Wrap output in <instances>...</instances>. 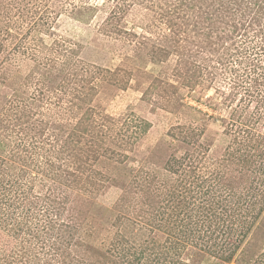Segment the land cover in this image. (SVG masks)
I'll use <instances>...</instances> for the list:
<instances>
[{
  "label": "rangeland",
  "instance_id": "374dc122",
  "mask_svg": "<svg viewBox=\"0 0 264 264\" xmlns=\"http://www.w3.org/2000/svg\"><path fill=\"white\" fill-rule=\"evenodd\" d=\"M123 2L0 0V68L10 77L0 81V114L6 117L0 120V264H98L108 249L113 254L108 264H173L177 259L186 264H264V167H245L242 161L264 148V140L252 147L253 135L245 131L253 128L260 133L258 139L264 136V112L256 113L258 106L264 110V0H194V9L184 8L189 16L181 9L170 14V20L161 16L156 0L131 7ZM41 38L53 42L51 48L43 47ZM179 43L185 52L209 48L189 58L188 65L180 59ZM36 61L53 67L51 79L60 73L61 85L67 84L66 93L59 90L57 96L62 98L59 111L54 104L44 107L56 111L50 122L61 132L55 138L65 140L71 132V146L76 148L72 153L59 146L52 154L46 152L52 148L46 137L53 131L40 132L38 124L25 134L8 115L9 82L15 83L13 77L23 81L26 68ZM35 71L22 87L29 107L37 106L30 96L55 87L54 80L40 82L41 70ZM14 108L12 115L24 112L19 105ZM24 140L47 143H41L43 151L34 149L38 161L29 160L26 175L22 172L30 179L20 183L17 175L4 172L22 166L11 155ZM90 140L98 153L87 155L83 152L90 149ZM51 161L68 168L62 187L45 170ZM192 164L197 179L186 180ZM17 169L14 174L21 173ZM19 183L25 197L48 198L51 213L45 216L42 200L28 210L18 195ZM228 183L248 200L241 203L248 213L243 240L235 236L232 245L223 247L218 231L208 241V231L197 229L192 239L160 259L149 252L141 260L124 254L120 245L112 246L120 235L137 249L160 234L166 246L168 234L149 229L151 220H161L165 208L170 209L168 218L172 205L186 203L197 210L203 192L211 196ZM190 184L191 190L184 189L187 199L180 204L171 200V189ZM51 187L61 189L50 193ZM187 214L181 211L179 218L188 221ZM50 219L70 227L73 238L62 246L65 253L50 249L54 237L43 234V221ZM206 226L214 228L210 221ZM214 249L226 256L236 252L227 261Z\"/></svg>",
  "mask_w": 264,
  "mask_h": 264
},
{
  "label": "trees",
  "instance_id": "16d2710c",
  "mask_svg": "<svg viewBox=\"0 0 264 264\" xmlns=\"http://www.w3.org/2000/svg\"><path fill=\"white\" fill-rule=\"evenodd\" d=\"M156 1H158L160 3L157 8L163 9L161 16L164 19L169 18V20H170L171 19L170 14L178 12V10L181 11V9L183 10L184 8L190 9L191 7H193V9H194V4H193L194 0H165L164 4L162 3L163 1H161V0H156ZM125 2H126V4H125ZM125 2H123V4L128 5L129 7H131L132 4L133 5H140L142 3L141 0H128V1L125 0ZM152 7H154V5ZM87 9H88V7L85 8V12L87 11ZM94 9L96 10L95 6L92 4V10H94ZM183 11L186 12L185 14L187 16L188 11L186 9H184ZM153 12L155 13V15L159 14V10L153 11ZM87 13H89V12H86L85 15H87ZM185 14H184V16H185ZM196 14H197V12H193V16H196ZM87 16H89V15H87ZM38 21L39 20H37V22ZM8 33L11 34L10 32H8ZM217 41H218V39H217ZM41 42H43V47L47 46V47L51 48V46L53 45V42H52V44L48 43V42H46V40H43V38H41ZM208 43L210 44V42H208ZM34 45H35V47L37 45H39L38 47H40V44H38L36 42ZM179 45L183 51L180 54L181 55L180 59L184 60L185 64L189 63L188 65L191 64V62L188 60L189 58L192 59L196 55H199V54L201 55L202 53H204L209 48V47L207 48L206 46H200L197 48V50H189L188 52H185V50H184L185 46H183L180 43H179ZM211 45H212V42H211ZM44 50H45V48L44 49L42 48V51H44ZM61 59L62 58H60V63H61ZM57 60L58 59H56V61ZM37 61L33 65L30 64V66H29L30 69H29V67L26 68L29 71H27V74L23 78V81L20 82V78L17 81V78L13 77L12 79L15 80V83L12 81L9 82L10 85L9 84L8 85L11 88V94H10L9 100L11 99L12 105H11V110L8 109V115L11 114L10 117L12 120H18L19 127H20L19 130L21 132H24L25 134L28 133L29 131L31 132L32 130L37 129L38 124H39V126H41L40 132H45L46 130L53 131V134H50L49 137H46V139H48L46 141L48 143H50L52 146V148L47 149L46 152L49 151V153L52 154V153H54V152H52V149H54V151H55V147L59 146L63 151H69L70 153H72L73 151H75L76 148L74 146H71L72 145L71 143H73L72 141H70L71 132L66 134L67 136H66L65 140L55 138L54 136L55 135L57 136L58 133H60L61 131H58V128L57 129L52 128L54 123L50 122L51 117L52 118L54 117V113H56V111H59V109H57V108L60 107V104L62 101V98H59V100H57V96H59L60 91L63 94L66 93L67 84L61 85L62 79L59 76L60 73H59V75L54 76L55 78L51 79V75L54 72L53 67L49 66L51 71L49 74H47V70L49 69V67H47L48 66L47 63L44 61H40L37 64ZM60 67L61 68H59V71H60V69L62 71L63 68H62V66H60ZM34 68L41 70V75L38 78L40 82L47 83L50 80H54L55 81V87L53 89H50V90L47 89L48 93L44 92V90L41 88L39 90V92L34 95V97L30 96L31 100L36 101L37 106H35V107L30 106L29 107V105L26 103L29 97L28 98L25 97L26 91H23L22 87H23V84L25 83L24 82L25 80L30 81L32 79V77L37 73V71H35ZM187 69L189 70V67ZM5 72L6 71H4V70H2V72H1V68H0V81H3V83L6 80H9V78H10L9 76H8V78L5 77V76H7V74ZM45 104L46 105H53L54 104L56 106V111H53L54 109L52 106H50V107L48 106V108H45L44 107ZM18 105L20 106V109L22 108L24 110V112L22 111V114H20L19 116L16 115L15 113L12 115V112H13L12 110L15 109L14 107L18 106ZM262 111L264 112V110H261L260 106H258V108L256 109V113H259ZM4 119H6V117L3 116V114H0V120H4ZM51 128H52V130H51ZM245 131L248 134L247 135L248 137L249 136L251 137L253 135V137H252L253 140L250 139V142L254 141L252 147L255 146L254 144L256 142L259 145L263 142L264 136H261V138L258 139L260 133L254 132L253 128H246ZM245 131L242 130V133ZM35 132H37V131H35ZM41 139H43V138H41ZM36 140H38V139H36ZM36 140H32L30 142H28V140H24L25 142L23 144L21 143V144L16 145V147H18V148H14V150H12L11 157H12V159L13 158L18 159L21 162V164H22L21 167L18 166V169L14 168L15 170L16 169L19 170L21 173L20 174H14V172L12 171L14 169H10V168L6 167L5 170H7V171L4 172V175L9 176V177H12V176L16 177V175H17L18 178H16V180H20L21 181V182L19 181L20 183H22V181H25V180L28 181L30 179V178H24L22 171H24L25 175H26V171L24 170V168H26L25 165L27 163H29V160H30L29 164H32L33 161L34 162L38 161L37 158H36V160L34 158L36 156L34 149L40 150L41 143H44V141H36ZM46 143H44V144L46 145ZM45 145L42 146L40 151H43L46 148ZM87 146L90 149H88V151H85L83 153L90 155L95 151L97 144L94 142V140H90L87 143ZM1 151H6V150L1 148ZM95 153H98V152L95 151ZM33 154H35V155H33ZM234 155L236 156L237 154H234ZM78 158L81 159L82 157H78ZM263 158H264V148H260V149H256L253 152V154L249 153L248 156L246 155L245 158H242V161H243V164L245 167L246 166L252 167L253 165L256 166V164H258L261 168V167H264V164L262 163ZM58 163L59 162L55 163V162L51 161L48 164V168L45 170H47L46 172L48 173V176L51 177L53 180L59 181V185L62 187L66 184V179H67L66 177L69 176L70 174H69V171L67 170L68 168H64V169H63V167L60 168V165H59L60 163L59 164ZM180 167L182 168V165ZM39 168L40 169L43 168V167H41V164H40ZM193 168L196 169L197 167L194 164H192L190 166L191 170L185 172V173H187L185 175V179L187 177L186 180L197 179L196 177H194L197 175H196L195 170ZM199 177H201V175H199ZM33 179L35 181V177ZM232 179L235 181L236 177L232 176ZM181 181H182V179H181ZM13 183H17V181H14ZM180 184L182 185V184H186V183L179 182V185ZM11 186H12V184H11ZM198 186L201 187L202 185L198 184ZM227 186L230 188H228V187L226 188L224 185V187H220V189H216V191H215L216 193L212 194L211 196H206L205 192H203L200 197L203 196L204 199H203L202 203L200 204V206L197 207V210H194V209L191 210V206L188 207V205L186 203H183V205H177V206L172 205L171 215L169 214L168 218H167V214H168L167 211L170 210L168 208H165L166 211L160 216L162 223L160 222L161 220H157L158 218L151 220L152 224H150L149 229L152 230L153 228H160V230L163 233L168 234L169 241L166 242V246L163 242V238H162L161 234L159 236H153L151 238L146 239L144 244L142 246L138 247L137 249H136V247H137L136 244H134V243L130 244V242H128L126 237L119 235L116 238V240L114 241L116 244L112 245V246L115 249H119L118 247L120 245L122 252L124 254H126V255L130 254L131 256L134 255V258L136 260H141L143 257H146L147 253H149V252H150V254H152V252L155 253V255L160 259L163 256V254H169L167 251H172L173 247H177V246L181 245L182 243H185V241H188V239H190L191 237L195 236L197 229H199V230L204 229L205 231H208V233L205 232V234L208 237V241L210 240L211 237L213 240L214 235L218 231L219 232L218 235H220V236H218L216 234V237L220 238V240H221L220 243L223 247H228V246H230V244L232 245L233 241L236 239L235 236L240 238V240H243L244 237L247 236V229L248 228H247V224H246V222H247L246 218H247L248 213L243 210L241 203L246 204V202H248V200L245 196L243 197V196L237 195L236 190L234 191L232 189L233 186H231L230 183H228ZM181 187H182V189H180L181 191L179 189L173 188V189H171V192H170L171 193V197H170L171 200H173V201L176 200L177 203H179V204L181 202H183L185 199H187V195H185V191L192 189L191 184L188 185L187 188L183 187V186H181ZM19 188H20V190H19L20 193L18 192V195L21 194L24 202L26 203V205L29 206L27 208L28 210L36 209V206L39 203H41L40 200L46 201V199H48V198L41 199V197L38 195L37 196H30V198H27L23 195L26 193L25 192L26 190L21 189V184H20ZM31 189H33V187H31ZM60 189H61L60 187H58V188L57 187H51V188H49L48 192L58 193V190H60ZM184 189H186V190H184ZM48 196H51V194L46 195V197H48ZM193 196H194V194H192V196L190 198H192ZM19 198H21V197H19ZM253 203H255V202H253ZM44 205L46 207V211H45V216H46L50 212L51 208H53V206L51 207L50 204H47V201L45 202ZM194 205H195V202H194ZM40 206H41V204H40ZM183 206H186L187 208H184ZM188 208H190V209H188ZM181 211L182 212L187 211V213H188L187 215L189 217L188 221L183 220L182 218H179V216L181 215ZM191 211H196L195 215H194V212L191 213ZM202 217H205V218H202ZM165 218H166V220H164ZM209 221L211 222V225L214 226L213 229H211L209 226L208 227L206 226V223ZM79 225H81V224H78V226ZM74 226H75L74 228L78 230V227H76V225H74ZM43 227L44 228L42 230H44L43 231L44 235L47 234V236H50L51 238L54 237V240L50 245V249L54 248L57 251L64 252L62 246H66V244H70V242H71L70 238H73L69 232L70 227L68 225H64L61 223L59 224L54 219H50L49 221H47V220L43 221ZM75 229H72V230H75ZM87 230L91 233L93 232L90 228H87ZM202 240L205 241L204 238H202ZM173 243H177V244H173ZM214 243L217 246L219 245V242H214ZM30 244H31V249L33 247H35L33 244V241H31V239H30ZM238 246H239V244H237L236 247H238ZM27 247L30 249V246H27ZM161 247L163 248L162 252H161ZM212 248H213L212 246L209 247V249H212ZM111 251L112 250H110V249L105 250L103 253H104V256H106V259L104 261L99 262V263L108 264V263L112 262L111 260H112L113 254L111 253ZM211 251L214 252L215 249L211 250ZM235 252H236V250L233 249L227 256L223 255V253L221 255H219L220 252H218L217 250L214 253L218 254L217 257H222L223 259H225L227 261H231ZM29 255H30V253L28 254V257H29ZM57 256L58 255H56V257ZM156 256H155V259H157ZM46 260L49 261V259H46ZM172 263L173 264H177V263L186 264L185 262H183V259L174 260Z\"/></svg>",
  "mask_w": 264,
  "mask_h": 264
}]
</instances>
